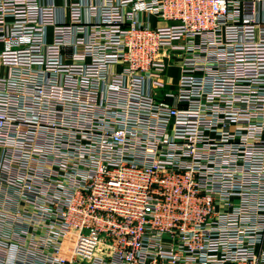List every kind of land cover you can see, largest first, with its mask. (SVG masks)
<instances>
[{
	"label": "built area",
	"instance_id": "2783aa9c",
	"mask_svg": "<svg viewBox=\"0 0 264 264\" xmlns=\"http://www.w3.org/2000/svg\"><path fill=\"white\" fill-rule=\"evenodd\" d=\"M0 0V264H264V0Z\"/></svg>",
	"mask_w": 264,
	"mask_h": 264
},
{
	"label": "crops",
	"instance_id": "0c3cea01",
	"mask_svg": "<svg viewBox=\"0 0 264 264\" xmlns=\"http://www.w3.org/2000/svg\"><path fill=\"white\" fill-rule=\"evenodd\" d=\"M57 2H61L60 0H57Z\"/></svg>",
	"mask_w": 264,
	"mask_h": 264
}]
</instances>
